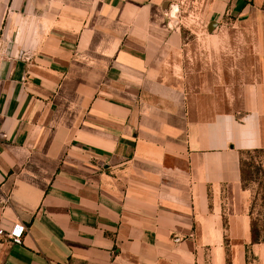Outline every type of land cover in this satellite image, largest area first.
I'll return each mask as SVG.
<instances>
[{"label": "crops", "instance_id": "crops-1", "mask_svg": "<svg viewBox=\"0 0 264 264\" xmlns=\"http://www.w3.org/2000/svg\"><path fill=\"white\" fill-rule=\"evenodd\" d=\"M176 1L0 0V264H264L240 173L264 148V53L203 108L166 52Z\"/></svg>", "mask_w": 264, "mask_h": 264}, {"label": "rangeland", "instance_id": "rangeland-1", "mask_svg": "<svg viewBox=\"0 0 264 264\" xmlns=\"http://www.w3.org/2000/svg\"><path fill=\"white\" fill-rule=\"evenodd\" d=\"M174 15L177 39L172 49L178 55L182 82L190 91L204 87L201 96L207 110L222 104L225 110L234 101L244 84L254 81L259 65L257 54L264 53V0H251L250 10L243 15L222 14L208 18L203 13L202 0H179ZM210 25L212 26L210 28ZM164 75L170 80L169 65ZM259 79V78H257ZM222 106V105H221ZM246 177L244 188L249 191L248 210L264 243V151L242 154ZM234 259L238 262L237 254ZM231 262V252H228ZM246 264H259V258L248 253Z\"/></svg>", "mask_w": 264, "mask_h": 264}, {"label": "trees", "instance_id": "trees-1", "mask_svg": "<svg viewBox=\"0 0 264 264\" xmlns=\"http://www.w3.org/2000/svg\"><path fill=\"white\" fill-rule=\"evenodd\" d=\"M264 148L262 149H252V150H246V151H242L241 155H240V173H241V183H242V187L244 186V182L246 181V177H245V173H244V169H243V158H242V154L244 153H248V152H255V153H259V152H263ZM250 215V229H251V235H252V242L253 243H259L262 242L263 239L260 236V233L258 231V229L256 228V223L253 220V218L251 217V211L249 212ZM227 264H231L230 260H228L227 258Z\"/></svg>", "mask_w": 264, "mask_h": 264}, {"label": "built area", "instance_id": "built-area-1", "mask_svg": "<svg viewBox=\"0 0 264 264\" xmlns=\"http://www.w3.org/2000/svg\"><path fill=\"white\" fill-rule=\"evenodd\" d=\"M24 232V226L22 225H15L12 229L8 232V236L15 242H20L22 234Z\"/></svg>", "mask_w": 264, "mask_h": 264}, {"label": "water", "instance_id": "water-1", "mask_svg": "<svg viewBox=\"0 0 264 264\" xmlns=\"http://www.w3.org/2000/svg\"><path fill=\"white\" fill-rule=\"evenodd\" d=\"M167 6H168V1H165L164 4H163V6H162V9L166 11ZM211 27L212 26L210 25V28Z\"/></svg>", "mask_w": 264, "mask_h": 264}]
</instances>
